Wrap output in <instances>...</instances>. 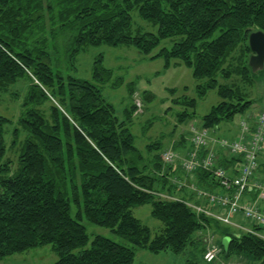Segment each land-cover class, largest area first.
I'll use <instances>...</instances> for the list:
<instances>
[{"label": "trees", "instance_id": "16d2710c", "mask_svg": "<svg viewBox=\"0 0 264 264\" xmlns=\"http://www.w3.org/2000/svg\"><path fill=\"white\" fill-rule=\"evenodd\" d=\"M134 10L157 25V32L135 29ZM258 30L264 31V0H0V90L20 78L29 82L12 130L13 145L26 133L16 172L6 159L5 134L13 120L0 113V259L52 244L59 259L50 264H135L138 248L182 253L191 246L193 258L187 264H200L199 257L214 264L204 260L206 245L197 236L210 228L218 232L222 247V239L231 237L225 257L248 254L264 264V237L259 234L264 227L235 233L198 213L187 197L176 195L186 191L196 197L192 190L179 189L171 176L180 162H163L160 141L146 146L147 152L158 151L153 156L137 146L131 125L143 105L155 100L153 92L144 90L139 105L136 82H131L130 102L119 117L101 87L114 75L104 66L103 55L94 61L92 80L61 68V58L74 63L87 46L128 45L150 55L163 40L174 38L171 47L149 58H163L166 70L191 68L203 80L197 85L200 98L212 89L222 98L201 125L194 122L186 131L189 148L184 155L175 151L187 157L193 126L220 137L221 123L244 115L253 105L238 82L252 84L257 73L249 63V36ZM46 102L51 103L49 114L42 108ZM173 102L184 108L177 114L179 123L196 118L197 98L183 96ZM207 149L201 147L199 157ZM217 154L220 164L237 172L242 157L224 156L222 150ZM194 174L199 187L215 185L219 190L209 171ZM145 204L164 223L154 236L133 212ZM83 221L109 227L126 242L98 234L87 246L90 235Z\"/></svg>", "mask_w": 264, "mask_h": 264}, {"label": "rangeland", "instance_id": "374dc122", "mask_svg": "<svg viewBox=\"0 0 264 264\" xmlns=\"http://www.w3.org/2000/svg\"><path fill=\"white\" fill-rule=\"evenodd\" d=\"M132 15L135 29L140 28L142 31L157 32L158 26L154 25L149 20L141 18L137 10H134ZM218 34L219 32H216L211 39L217 37ZM62 35L63 34H61V37L63 38ZM174 42V38L163 40L150 55L144 54L134 46H111L103 44L100 46L84 47L74 63H67L65 59L61 58V68L66 74L69 73L77 78L92 80L94 61L100 54L104 56V66L113 69L114 75L110 82L101 85V87L105 97L115 105L119 117L124 115V107L130 102L128 90L131 82H136L137 86L136 95L139 97L137 96L135 101L139 100V98L143 99L142 92L144 90H149L155 94V100L143 105V112H140V118L137 119L136 117L133 125H131V130L135 136L137 146L144 154L150 156H153L158 151L147 152L146 146L148 144L160 141V150L163 151L166 149V145H169L170 141H172L171 139L176 137L177 133H179V130H177L178 121L175 117L178 112L182 111L184 108L173 102L175 98L183 96L197 98L198 104L196 108V118L194 119H196L195 122L200 125L203 122V116L210 111L212 106L218 104L222 100L215 89L209 90L204 97H199L197 85L203 80L195 78L191 68L180 65L172 66L170 69L166 70L164 68L165 60L163 58H149L158 53L162 47H171ZM115 81H120V83L114 85L113 83ZM28 85L29 82L27 78H20L15 83H12L7 90H0V113L10 117L13 120L11 124L14 122V125H7L5 134V139L7 141L6 159L11 160L13 172H16L19 167L18 157L26 133L23 131L20 136L19 144L13 145L14 137L12 130L22 113V103L27 93ZM238 87L248 94L249 99L256 101L260 96L262 87H264V69L254 74L252 84L240 81L238 82ZM172 89L175 90L173 91ZM50 105V102H46L42 105V108L47 114L50 112ZM241 116L242 115H237L233 120L221 123L220 126L225 129L227 133L223 132L220 136L232 140V134L234 133V129L237 128ZM149 124L151 125L148 126ZM146 158L149 159L148 157ZM163 162L168 164L165 157ZM260 163L262 164L261 168L263 172H261L264 177V156L260 159ZM151 164L150 162L149 166H151ZM256 177H258V173ZM255 196L258 200L260 193L255 191ZM171 199H174V196H172ZM196 200H198L197 197ZM259 205L261 208H264V199L260 200ZM72 210L73 213L76 212L77 208L75 205H73ZM133 212L136 217L151 228L153 236L159 233L164 227V223L152 215L151 204L135 207ZM83 223L87 226L90 235V241L87 246L91 245L93 238L98 234L114 238L119 242H126L124 239L114 234L109 227L96 225L88 221H83ZM250 224L253 226L252 223ZM244 232H247L246 228ZM203 233V231L198 232L197 236L201 235L203 240L205 238L207 243L210 238L209 242L214 240L215 243L219 244L217 235H214L216 238H212L211 235L207 236ZM136 253L135 264H187L188 259L193 258L191 246L182 253H174L170 250L153 253L140 248L136 249ZM224 254L223 251L220 257ZM231 256L227 259V264H260L258 260L248 254ZM246 258H249V260H246ZM58 259L59 254L54 250L53 245L46 244L0 259V264H50L56 262ZM197 260L200 264H204V261L200 257Z\"/></svg>", "mask_w": 264, "mask_h": 264}, {"label": "built area", "instance_id": "2783aa9c", "mask_svg": "<svg viewBox=\"0 0 264 264\" xmlns=\"http://www.w3.org/2000/svg\"><path fill=\"white\" fill-rule=\"evenodd\" d=\"M137 101L140 105V100ZM248 117H241L240 134L232 140L222 136H212L207 128L197 129L193 126L191 137L193 147L187 157L170 149L163 153V158L165 157L168 163L179 161L191 179L195 177L194 173L198 169H204L211 173L212 181L218 185L219 191L201 188L195 183L190 184L197 199H205L215 209L212 210L205 208L202 204L187 201V204L198 213H205L224 224H231L235 215L242 214L243 218L253 225L264 227V208L259 207L257 202L244 197L249 190L253 189L260 193L258 200L264 199V180H259L256 177L260 165L259 157L264 152V110L258 113L254 119ZM203 146L208 148L207 152L199 157V149ZM221 150L229 157L236 155L242 157L241 163L237 166V172L220 164L221 154L217 153ZM175 182L180 187L186 185L183 180ZM247 231L254 232L252 229ZM209 241L210 238L204 254L206 262L227 264L220 258L223 248L214 240Z\"/></svg>", "mask_w": 264, "mask_h": 264}, {"label": "crops", "instance_id": "0c3cea01", "mask_svg": "<svg viewBox=\"0 0 264 264\" xmlns=\"http://www.w3.org/2000/svg\"><path fill=\"white\" fill-rule=\"evenodd\" d=\"M263 110H264V87H262L261 92H260V96L258 97V99L256 101L254 100V103L251 106V108L244 115H242L241 117H247V116H249V117H251V118L254 119L257 116V114L260 113V112H262ZM241 117H240V119H241ZM175 118L178 121L177 116ZM240 119H239L237 128L234 129V133L232 134L233 135V139L236 138L238 136V134H240V126H239ZM195 121H196V119L191 120L189 123H179L178 122L177 123V125H178L177 130H179V133H177V136L176 137H174L173 139H171L172 141H170L169 145H166V149H164L163 151L165 152L167 150L173 149V150H177V151L181 152L184 155L186 153L187 149L189 148V141H187L188 135L186 134V131L189 129V127ZM173 125H174V121H173ZM230 131H231V129H230ZM223 132L224 133L226 132L225 129H223L221 126L217 127V134L219 136L221 134H223ZM223 154H224V156H228V154H226V153H223ZM262 157L263 156H261V158ZM173 172L174 173H172L171 176L173 175L174 182L177 181V180H184L186 182V185H183L182 187L178 186V188L179 189H188L190 191L191 190L190 184H194L195 183L196 176L193 179H191L182 170V168H180L177 165L173 167ZM258 177L259 178H262L263 177V173H259L258 174ZM207 184H209V182H207ZM197 186H198V184H197ZM206 188L209 189V190H211V191H219L218 188L215 185L214 186L212 185L210 187L207 185ZM176 195L178 197H180V198L183 195V196L187 197V198H184L183 197L184 200L193 201V202L196 201L197 202L196 197H194V195H191L190 193H186V191H185V193L184 192L183 193L182 192H177ZM244 197L247 198V199H249V200L255 201V202L259 201V200H257V197L255 196V190H253V189L252 190H249L245 194ZM199 201L201 202L200 204H202L205 208H209V209L215 210L205 199H201ZM259 203L260 202H257V204H259ZM259 207H260V205H259ZM226 226H228V228L230 230H232L233 232H235V233L244 232V229L245 228L246 229H251L252 228L250 222H248L247 220H245L242 217L241 214L235 215L233 217V223L232 224H229V225H226ZM202 231L204 232L203 234H206L207 236L208 235H211L212 238H216V237H214V235H217V238H220L219 234H217L218 232H215V230H213V229L207 228V229L202 230ZM199 232H201V231H199ZM259 234L264 237V228H263V230ZM203 241L204 240H202V242ZM224 258L229 259L230 257H224ZM232 258H234V257H232ZM234 259H236V258H234ZM247 259L249 260V258H246V260Z\"/></svg>", "mask_w": 264, "mask_h": 264}, {"label": "water", "instance_id": "95a60500", "mask_svg": "<svg viewBox=\"0 0 264 264\" xmlns=\"http://www.w3.org/2000/svg\"><path fill=\"white\" fill-rule=\"evenodd\" d=\"M249 45L252 50L249 63L253 72L264 69V31H254L249 36ZM231 237L226 236L222 239V244L227 250L229 248Z\"/></svg>", "mask_w": 264, "mask_h": 264}]
</instances>
